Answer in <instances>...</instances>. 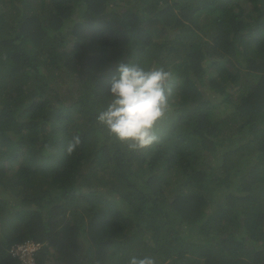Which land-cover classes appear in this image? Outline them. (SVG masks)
<instances>
[{
	"label": "trees",
	"instance_id": "trees-1",
	"mask_svg": "<svg viewBox=\"0 0 264 264\" xmlns=\"http://www.w3.org/2000/svg\"><path fill=\"white\" fill-rule=\"evenodd\" d=\"M120 63L171 73L145 149L96 119ZM29 239L35 264H264V0H0V264Z\"/></svg>",
	"mask_w": 264,
	"mask_h": 264
},
{
	"label": "clouds",
	"instance_id": "clouds-1",
	"mask_svg": "<svg viewBox=\"0 0 264 264\" xmlns=\"http://www.w3.org/2000/svg\"><path fill=\"white\" fill-rule=\"evenodd\" d=\"M170 78L171 73L163 67L145 70L139 64L120 63L110 81V101L96 117L97 121L129 151L150 147L159 139L156 125L170 111L171 88L167 83ZM80 143L79 135H74L67 152L71 154ZM128 264H156V261L151 256H133Z\"/></svg>",
	"mask_w": 264,
	"mask_h": 264
},
{
	"label": "built area",
	"instance_id": "built-area-1",
	"mask_svg": "<svg viewBox=\"0 0 264 264\" xmlns=\"http://www.w3.org/2000/svg\"><path fill=\"white\" fill-rule=\"evenodd\" d=\"M41 246L40 242L29 239L25 242L17 243L10 248L13 255H18L21 258L22 264H35V252Z\"/></svg>",
	"mask_w": 264,
	"mask_h": 264
}]
</instances>
